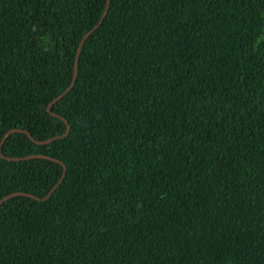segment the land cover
Listing matches in <instances>:
<instances>
[{
    "label": "trees",
    "instance_id": "obj_1",
    "mask_svg": "<svg viewBox=\"0 0 264 264\" xmlns=\"http://www.w3.org/2000/svg\"><path fill=\"white\" fill-rule=\"evenodd\" d=\"M105 2L0 0V264H264V0H109L51 114Z\"/></svg>",
    "mask_w": 264,
    "mask_h": 264
},
{
    "label": "water",
    "instance_id": "obj_2",
    "mask_svg": "<svg viewBox=\"0 0 264 264\" xmlns=\"http://www.w3.org/2000/svg\"><path fill=\"white\" fill-rule=\"evenodd\" d=\"M108 3H109V0H106V2H105V5H104V8H103V10H102V12H101V14H100V16H99V19L97 20V22L89 29V30H87L82 36H81V38H80V40H79V42H78V44H77V46H76V50H75V55H74V63H73V70H72V78H71V81L69 82V84L58 94V95H56L54 98H52L50 101H49V103L46 105V107H45V109L48 111V112H50L51 114H54V115H56L55 113H53V112H51L50 111V105L53 103V102H55L57 99H59L60 97H62L70 88H71V86H72V84H73V82H74V80H75V76H76V69H77V57H78V53H79V49H80V47H81V45H82V43H83V41L85 40V38L89 35V33L91 32V31H93L99 24H100V22L102 21V19H103V17L105 16V14H106V11H107V8H108ZM62 118V117H61ZM62 120L65 122V124H66V127H65V130H64V132L62 133V134H59V135H55V136H52V137H50V138H48V139H45V140H40V141H35V142H38V143H47V142H49V141H51L52 139H56V138H60V137H64L67 133H68V130H69V126H68V124H67V121L64 119V118H62ZM16 130H20V129H15V128H12V129H9V130H7L4 134H3V136L1 137V139H0V146H1V144H2V142L4 141V139L7 137V135L10 133V132H12V131H16ZM21 131H23V132H25V133H27L28 134V136H30L29 135V133L26 131V130H21ZM0 156H2L3 158H6V159H8V160H19V159H28V158H31V157H36V156H40V157H45V158H49V159H54V160H56V161H58L57 159H55V158H52V157H49V156H44V155H37V154H31V155H24V156H17V157H6V156H3L2 154H1V152H0ZM64 172H65V167H64V165H63V172H62V174H61V176H60V178L57 180V182L48 190V192L44 195V196H42L41 198H38V197H36V196H33V195H31V194H28V193H24V192H12V193H9V194H7V195H5V196H3L2 198H0V203L2 202V201H4L5 199H7V198H9V197H11V196H13V195H18V194H23V195H27V196H30V197H33V198H35V199H45V198H47L50 194H51V192L55 189V187L60 183V181H61V179H62V177H63V175H64Z\"/></svg>",
    "mask_w": 264,
    "mask_h": 264
}]
</instances>
